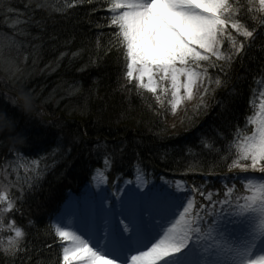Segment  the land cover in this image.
Wrapping results in <instances>:
<instances>
[{"label": "snow or ice", "instance_id": "6c2138e0", "mask_svg": "<svg viewBox=\"0 0 264 264\" xmlns=\"http://www.w3.org/2000/svg\"><path fill=\"white\" fill-rule=\"evenodd\" d=\"M37 9L46 10L49 15L66 13L68 9L83 10L89 24L97 29H108L104 55L113 47L122 46L128 61L126 77L129 81L138 80L141 89L156 94L161 106L170 95L169 102L175 111L184 100L194 99L195 90L200 88L195 119L201 114L207 115L213 107L205 99L210 94L206 85L215 84L211 89L213 96L217 89L230 90L227 101L215 100L221 109L217 113L221 123L213 127L215 135L209 138L213 142L200 146L211 150L215 145L217 151L221 147L224 151L234 148L231 154L234 158L227 165L229 171L239 169L242 173L261 174L222 176V191L210 186V178L219 166L217 163H210L206 171L202 164L195 168L189 166L185 175L199 170L201 184L182 178L159 186L149 185L145 170L136 166V180L127 183L147 188V191L131 188L130 194H124L119 210L115 205L106 208L107 197L101 194L99 206L96 197L94 210H88L87 216L81 212L80 224L74 231L69 230L72 225L62 226L59 220L52 225L51 234L62 242V264H264V59L255 69L246 64V58H254L252 51L258 45L264 52V0H37L33 13ZM7 12L17 14L16 25L27 23L21 19L26 15L24 11L8 7ZM97 12L103 15L90 19ZM34 23L44 30L43 20ZM0 47L8 51L15 47L19 53L21 44L5 42ZM39 49L40 45L33 46L36 57L40 55ZM68 55L61 52L53 63L59 67ZM79 55L80 52L72 53L73 57ZM94 56H90V64L98 66L103 57L99 51ZM0 59L6 70L13 68V75L23 72L15 58L0 52ZM27 59L25 56V63ZM203 62H207V66ZM236 64L245 67L244 75L234 73ZM209 69L215 70V78ZM249 76L252 82L248 108L241 124L235 104L243 97V84ZM80 91L81 88L76 87L70 94ZM22 99L23 108L32 111L31 93L23 94ZM257 102L258 112L249 114V109H254ZM12 103L16 104L17 100L13 99ZM0 111L7 109L0 106ZM0 121L5 127L13 126V120L3 115ZM64 135L57 133L60 137L57 147L32 160L26 183L19 189L20 197L10 198L7 189L0 192V256L5 258L0 264H45L43 248L29 240L30 234L17 223L14 214L23 215L22 199L71 153L74 144L80 142V137L75 136L65 145ZM16 142L22 141L17 137ZM94 147L104 148L103 169H96L93 178L99 186L107 182L105 171L123 156L126 145L109 151L110 146L105 141ZM188 154L186 150L185 155ZM229 158L220 152L221 160ZM133 163H141L138 153ZM240 180L246 182L245 195L237 191L236 181ZM197 195L202 198L199 204ZM116 197H120L118 188ZM129 202L135 209L132 223L125 218ZM159 213L163 214V224L156 222ZM28 224L35 227L31 219ZM44 247L51 249L52 244ZM47 264H52L51 258Z\"/></svg>", "mask_w": 264, "mask_h": 264}, {"label": "trees", "instance_id": "16d2710c", "mask_svg": "<svg viewBox=\"0 0 264 264\" xmlns=\"http://www.w3.org/2000/svg\"><path fill=\"white\" fill-rule=\"evenodd\" d=\"M36 2L0 0V45L5 42L21 44L19 53L15 47L10 51L0 47V52L15 58L23 69L22 73L13 75V68L6 70L0 59V106L7 109L0 111V115L13 120L11 128L0 121V192L7 189L10 198L21 196L19 189L26 183L32 160L43 157L57 147L60 139L57 133L65 134L62 137L65 145L73 137H80V142L72 146L71 153L22 199L20 206L23 215L14 214L17 223L30 234L29 240L43 248L45 264L49 258L52 264H62V242L51 234L53 228L48 225L47 214L56 210L54 203L59 202L75 181H89L96 169H103L104 148L97 149L94 145L106 141L110 146L109 151L126 145L123 156L106 170L108 177L121 175L134 179L135 167L140 166L146 176L156 180L170 182L171 174L173 177L179 176L172 178V181L183 178L201 184L202 173L199 170L185 175L190 165L195 168L202 164L206 171L210 163H217L219 166L215 168V174H224L234 158L231 155L234 148L224 151V147H221L217 151L215 145L211 150L200 146L213 142L209 139L215 135L213 127L221 123L217 117L221 109L215 100L227 101L230 90H216L213 107L207 115L201 114L193 119L196 107H188L181 125L182 131L171 130L170 102L168 104L165 100L164 107L159 108L151 103L149 97L152 98L153 94L149 91L134 92L132 86L138 80L129 81L126 77L128 61L125 49L122 52L120 46L113 47L111 52L104 55L108 29H97L89 24L83 10L68 9L66 13L52 12L49 15L48 11L37 9L33 13ZM8 7L24 11L26 15L21 19L27 23L16 25L17 14L7 12ZM101 15L103 12H97L90 19L96 20ZM35 20L45 22L44 30L36 26ZM53 36L56 39H52ZM35 45H40L39 57L33 53ZM97 51L103 58L98 66H94L90 64V56L95 58ZM61 52H68L69 55L56 67L53 61ZM75 52H80V55L73 57L72 53ZM25 56L28 57L26 63ZM252 57L246 58V64L255 69L264 59L259 45L253 49ZM81 68L84 70L80 71ZM209 72L215 78V70L209 69ZM234 73L244 75L245 67L236 64ZM251 82L252 77L249 76L243 84V97L235 104L241 124L248 108ZM76 87L81 91L70 94ZM25 93H31L33 97L32 111L23 108L22 95ZM13 99L17 100L16 104L12 103ZM254 110L249 109V114H255ZM17 137L22 142H16ZM186 150L188 155H185ZM221 151L230 157L227 161L220 159ZM137 153L141 163L134 165ZM216 180L221 179L217 177L214 182ZM216 184L222 186L221 183ZM236 187L239 192L243 185L237 183ZM29 219L34 221L35 227H29ZM46 244H52V248L44 247ZM4 260L0 256V262Z\"/></svg>", "mask_w": 264, "mask_h": 264}, {"label": "rangeland", "instance_id": "374dc122", "mask_svg": "<svg viewBox=\"0 0 264 264\" xmlns=\"http://www.w3.org/2000/svg\"><path fill=\"white\" fill-rule=\"evenodd\" d=\"M120 50H122V52H123V47L122 46H120ZM203 63L205 64V66H207V62H203ZM134 81H136V80L134 79ZM206 86L209 87L210 94H209V96L205 97V99L207 100V102L210 105H212V103L214 102V97L216 96V94H215V96L211 95V89H214L216 86H215V84L206 85ZM132 87H133L134 92H135V90L136 91L137 90H141V91L146 90V89H141L139 87V82L138 81L136 83L134 82V85ZM169 87H170V85H169ZM201 93H202V89L197 88L195 90V98L194 99H192V100H187L186 99L177 107V109L175 111L171 110V117H170V121H171V124H172L171 125V127H172L171 130H175L176 132L182 131L183 127L181 125L183 123V118H185V115L187 114V109H188V107H194V106L197 107V105L200 103V95H201ZM155 96H156V94H153L152 98L149 97V99L152 101L151 103L157 104L156 107H159V108L160 107H164V106H161L160 103H158V101L156 100ZM170 99H171L170 95H169V97L167 99H165L168 102V104H169ZM258 110L259 109H257V112H258ZM234 171H236V173H238L239 176H246V175H248V176H260L261 175L259 173H242V172H240L239 169H234ZM105 176H106V174H105ZM127 187H128V191H127L128 194L131 193V188H133V187H136L138 191H142V190L145 189V188H139L138 185H136V184H127L125 186V188H127ZM99 189H100V194H102L103 196L107 197V182L106 183H101L99 185ZM107 201L108 200L105 201V207L109 208V205L108 204L106 205ZM71 203L72 204L68 205V208H69L68 210L69 211H74L75 210L74 200L71 201ZM129 203H131V202H129ZM130 205H132V204H129V206ZM88 206H89V202L87 203L86 207H88ZM162 215H163L162 213L157 214V221H156L157 224H163L164 223V220L162 219ZM59 219L58 220L61 222L62 226L69 225L68 223L72 222V224H71L72 227L69 228V230L70 231L74 230V228H73V226L75 225V221H74L75 217L74 216H69V215L65 214L64 216L60 217ZM78 234H80V233H78Z\"/></svg>", "mask_w": 264, "mask_h": 264}, {"label": "bare ground", "instance_id": "6f19581e", "mask_svg": "<svg viewBox=\"0 0 264 264\" xmlns=\"http://www.w3.org/2000/svg\"><path fill=\"white\" fill-rule=\"evenodd\" d=\"M101 264H102V262H101Z\"/></svg>", "mask_w": 264, "mask_h": 264}]
</instances>
